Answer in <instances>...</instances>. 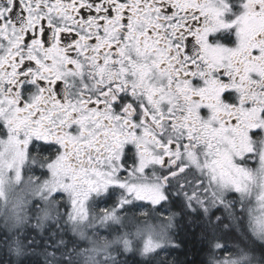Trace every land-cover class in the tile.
<instances>
[{
    "label": "snow or ice",
    "instance_id": "obj_1",
    "mask_svg": "<svg viewBox=\"0 0 264 264\" xmlns=\"http://www.w3.org/2000/svg\"><path fill=\"white\" fill-rule=\"evenodd\" d=\"M25 174L0 264H186L189 228L264 264V0H0L5 205Z\"/></svg>",
    "mask_w": 264,
    "mask_h": 264
},
{
    "label": "rangeland",
    "instance_id": "obj_2",
    "mask_svg": "<svg viewBox=\"0 0 264 264\" xmlns=\"http://www.w3.org/2000/svg\"><path fill=\"white\" fill-rule=\"evenodd\" d=\"M10 178H14V173L10 174ZM31 187H32V185L29 183L27 174H25V176L23 178V182L20 185L17 186L15 184H13L11 186L10 191H9V201L10 202L7 204L8 208H9L10 215H11V219H12V215H13L11 202L20 196L24 197L28 201V204H25L24 209L20 213V215L21 216L34 215V211L29 212V204H30L32 198L28 195V193L30 192ZM3 206H5L4 202L0 201V207H3ZM12 221L14 223H12V224L7 223L8 227L14 229V231L16 230V228L21 227V224L16 223V221L14 219H12ZM34 222L35 221L33 220V223ZM152 222L154 223V221H152ZM0 223L6 225V223H4V222H0ZM86 246L90 247V245H86Z\"/></svg>",
    "mask_w": 264,
    "mask_h": 264
},
{
    "label": "trees",
    "instance_id": "obj_3",
    "mask_svg": "<svg viewBox=\"0 0 264 264\" xmlns=\"http://www.w3.org/2000/svg\"><path fill=\"white\" fill-rule=\"evenodd\" d=\"M219 215V212L216 213ZM5 224L0 223V227H5ZM14 232V229L11 228ZM189 232H195L196 236H189L185 240L184 249H186V256H181L182 260H186V264H201V262H207V251H201V244L198 240L199 229L189 228Z\"/></svg>",
    "mask_w": 264,
    "mask_h": 264
},
{
    "label": "clouds",
    "instance_id": "obj_4",
    "mask_svg": "<svg viewBox=\"0 0 264 264\" xmlns=\"http://www.w3.org/2000/svg\"><path fill=\"white\" fill-rule=\"evenodd\" d=\"M0 222H4V223H8V224H12L14 223L11 219V215H10V212H9V208L7 205L3 206V207H0ZM73 235L75 236L76 239H80L79 237V233H73ZM82 250L83 248L85 247L84 244H82Z\"/></svg>",
    "mask_w": 264,
    "mask_h": 264
},
{
    "label": "flooded vegetation",
    "instance_id": "obj_5",
    "mask_svg": "<svg viewBox=\"0 0 264 264\" xmlns=\"http://www.w3.org/2000/svg\"><path fill=\"white\" fill-rule=\"evenodd\" d=\"M251 166H252V167H256L255 164H252ZM253 206L255 207V200L253 201ZM219 215H220V212H219ZM225 255H226V254H225Z\"/></svg>",
    "mask_w": 264,
    "mask_h": 264
}]
</instances>
